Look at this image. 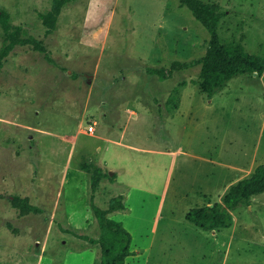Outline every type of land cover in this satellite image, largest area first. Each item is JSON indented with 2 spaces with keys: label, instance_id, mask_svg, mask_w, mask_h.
<instances>
[{
  "label": "rangeland",
  "instance_id": "374dc122",
  "mask_svg": "<svg viewBox=\"0 0 264 264\" xmlns=\"http://www.w3.org/2000/svg\"><path fill=\"white\" fill-rule=\"evenodd\" d=\"M202 1L220 6L223 43L264 59V0ZM51 6L0 0V264L100 260L87 160L108 174L94 204H125L108 215L131 233L126 264H264V191L238 205L227 228L185 217L218 199L204 198L209 182L229 176L231 185L264 163V72L201 92V64L190 62L210 36L180 0H68L49 31L41 15ZM179 99L180 126L167 127L163 114ZM177 146L169 167L162 150Z\"/></svg>",
  "mask_w": 264,
  "mask_h": 264
},
{
  "label": "trees",
  "instance_id": "16d2710c",
  "mask_svg": "<svg viewBox=\"0 0 264 264\" xmlns=\"http://www.w3.org/2000/svg\"><path fill=\"white\" fill-rule=\"evenodd\" d=\"M67 1L52 0L51 10L47 14L41 15L49 31L55 28L62 5ZM180 1L205 27L210 36L205 54L190 62V65L201 64V92L210 96L222 89L236 75L253 72L262 74L264 72V59L261 56L246 51L241 43L231 45L220 40L218 26L222 12L217 3H207L202 0ZM1 16L3 17V14ZM2 24L5 28L7 27L6 21L3 19ZM7 35L8 37L14 36L8 32ZM16 40L11 37V44ZM18 40L24 43L34 42L23 38ZM11 44L6 46L4 54L8 53ZM34 44L37 46L36 42ZM83 169L90 175L89 201L100 227L99 238H90L91 243H98L100 246V260L94 264H126V259L135 255V251L131 248V233L122 221L108 215L116 210L125 209L122 197L112 198L106 208L95 205L93 202L94 192L102 178L107 177L108 174L103 171L102 166L91 160L83 163ZM262 191H264V163L257 164L250 175L231 184L223 194L221 201L193 206L188 209L185 217L196 226L206 230L230 227L233 223L232 211L238 205L248 202L251 196ZM13 206H17L16 201L13 202ZM21 213L26 214V209H23Z\"/></svg>",
  "mask_w": 264,
  "mask_h": 264
},
{
  "label": "crops",
  "instance_id": "0c3cea01",
  "mask_svg": "<svg viewBox=\"0 0 264 264\" xmlns=\"http://www.w3.org/2000/svg\"><path fill=\"white\" fill-rule=\"evenodd\" d=\"M179 97V96H178ZM180 98H181V95H180ZM178 103V104H177ZM180 103H181V99H179V101H177V102H175L174 101V104L170 107V111H167L166 110V113L165 114H163L165 117H164V119H163V122H165V126H167V127H169V125L170 126H173L174 128H177V127H179L180 126V119H178V116L181 114V106H180ZM167 109V108H166ZM129 113H128V117L130 118L131 116H133V114H137L138 112H137V110L136 109H134V108H132L131 110H129L128 111ZM182 121V120H181ZM186 121H182V128L183 127H187L186 125ZM128 129V132H129V128H127ZM166 130H167V134H169L170 132H169V129H167L166 128ZM117 143H119V144H122V145H125V146H127L128 148H130V149H132V148H136V149H142L141 147H138V146H136L134 143H132L131 141H130V139L129 140H127V142H123V139L122 140H120V139H116L115 140ZM182 151V146H177L176 148H173L172 149V147H167V148H165L164 150H162V152H163V154L165 155V156H167V159H169L170 160V162H168V165H169V167H170V165H174L175 164V162H176V160H177V157H178V154L180 153ZM191 156H193V157H196V158H201L202 160H205V161H207V162H209V163H214V162H218L219 164H221V165H219V166H221L222 168H224V167H226L227 166V170H229L228 168H230L229 167V163H224V162H221V161H218V160H215V159H213V158H209V157H207V156H203V155H201V154H198V153H192V152H190L189 153ZM236 166L235 165H233V168H235ZM118 168V167H117ZM232 174H234V173H232ZM236 175V174H235ZM229 176H228V178L226 179V180H222L220 183L219 182H216V183H218L217 185V188H214L213 187V184L214 183H208L209 184V186L207 185L206 186V188H207V190L206 191H209V192H211L210 193V195L208 194V195H206V196H204V198H206V199H211V198H218V199H216V200H213V202H209V201H207L206 200V202H205V204H213L214 202H219V201H221V199H222V196H223V194L226 192V190L228 189V187L230 186V184H229ZM237 180H239V179H236L234 182H236ZM215 182V181H214ZM127 183V182H126ZM128 184V183H127ZM206 184V183H205ZM227 184V185H226ZM202 205H204V204H202ZM216 231V230H215Z\"/></svg>",
  "mask_w": 264,
  "mask_h": 264
},
{
  "label": "built area",
  "instance_id": "2783aa9c",
  "mask_svg": "<svg viewBox=\"0 0 264 264\" xmlns=\"http://www.w3.org/2000/svg\"><path fill=\"white\" fill-rule=\"evenodd\" d=\"M89 129H90V131H92L93 127H92V126H90V128H89Z\"/></svg>",
  "mask_w": 264,
  "mask_h": 264
}]
</instances>
